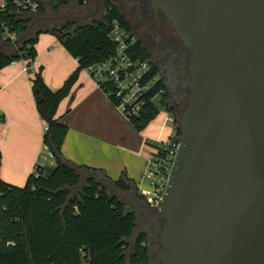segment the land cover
<instances>
[{
    "label": "water",
    "instance_id": "water-1",
    "mask_svg": "<svg viewBox=\"0 0 264 264\" xmlns=\"http://www.w3.org/2000/svg\"><path fill=\"white\" fill-rule=\"evenodd\" d=\"M151 2L191 60L179 145L157 210L161 250L152 261L148 236V264H264V0Z\"/></svg>",
    "mask_w": 264,
    "mask_h": 264
},
{
    "label": "trees",
    "instance_id": "trees-1",
    "mask_svg": "<svg viewBox=\"0 0 264 264\" xmlns=\"http://www.w3.org/2000/svg\"><path fill=\"white\" fill-rule=\"evenodd\" d=\"M60 1L63 0H49L51 4ZM114 20L130 30L119 10L109 5L98 24L61 36L58 35L60 31L50 32L77 59L78 68L57 91L45 85L41 68L31 79L35 108L47 128L43 144L52 153L55 166L37 167L44 173L30 174L21 188L0 180V264H148L144 237H139L132 252L126 255L127 240L135 229L134 216L126 213L125 205L94 179H87L80 192L72 194L79 187V167L64 160L61 154L67 128L57 117V107L70 94L80 71L114 53L115 48L107 38ZM16 27L21 34L27 31L24 23H18ZM36 43L37 36L29 38L15 56L0 60V69L18 60H34ZM133 49L147 59L138 42ZM151 72L158 76L155 67L152 66ZM156 95L164 105L167 93L160 78L146 94L140 114L129 120L138 133L159 114L152 102ZM166 111L172 114L170 109ZM0 121H5L2 113ZM175 134L180 136L177 130ZM122 178L115 183L121 190L125 189ZM7 243L13 246L6 247Z\"/></svg>",
    "mask_w": 264,
    "mask_h": 264
},
{
    "label": "crops",
    "instance_id": "crops-1",
    "mask_svg": "<svg viewBox=\"0 0 264 264\" xmlns=\"http://www.w3.org/2000/svg\"><path fill=\"white\" fill-rule=\"evenodd\" d=\"M29 24L24 23L26 29L32 27ZM39 31L49 37L38 38L39 34L29 37L38 38L34 60H21L0 69V113L5 118L0 121V180L19 188L33 173L43 146L44 123L35 108L33 74L41 68L45 85L57 91L78 68L77 59L50 34L55 30ZM12 50L10 45H0V60L13 57L15 50L11 55ZM25 65L33 72H24ZM169 114L159 119L157 115L138 133L86 70L80 71L70 94L57 107V117L67 128L62 157L79 167L81 187L72 194H78L89 178L99 183H116L121 176L125 189L133 187L138 193L137 186L152 147L174 133V127L166 121L172 117ZM112 196L119 201V195Z\"/></svg>",
    "mask_w": 264,
    "mask_h": 264
},
{
    "label": "built area",
    "instance_id": "built-area-1",
    "mask_svg": "<svg viewBox=\"0 0 264 264\" xmlns=\"http://www.w3.org/2000/svg\"><path fill=\"white\" fill-rule=\"evenodd\" d=\"M47 0H0V45H10L18 53L19 40L25 36L16 27L18 23L33 21L44 13ZM107 38L115 48L112 55L104 61L86 68V72L98 88L109 98L113 105L129 121L137 117L146 103V94L155 86L158 76L154 75L152 65L133 49L136 40L130 30H126L117 21H112ZM23 60V59H22ZM12 62L11 64H15ZM24 72H33L26 66ZM159 95H156L157 97ZM155 97L152 99L154 102ZM174 127V133L165 140L157 141L146 160L145 171L137 186L144 195L139 197L145 203L158 210L168 183L169 173L176 156L179 137L175 134L176 121L173 117L166 119ZM47 130L44 126V132ZM54 157L49 148L43 144L37 167L43 168L53 162ZM145 184V186H143ZM139 193V192H138ZM13 246L7 243L6 247Z\"/></svg>",
    "mask_w": 264,
    "mask_h": 264
},
{
    "label": "flooded vegetation",
    "instance_id": "flooded-vegetation-1",
    "mask_svg": "<svg viewBox=\"0 0 264 264\" xmlns=\"http://www.w3.org/2000/svg\"><path fill=\"white\" fill-rule=\"evenodd\" d=\"M109 5L119 10L129 25L132 36L145 51L147 60L156 68L158 78L165 86L172 114L183 112L189 96L187 81L191 54L182 44L170 21L153 7L151 0H82L81 4H78V0H63L50 3L46 12L34 19L29 35H34L39 30L59 32L69 27L79 29L91 25L104 17ZM122 190L127 194L124 197L119 195V200L126 205V212L131 213L136 222L135 233L131 237L135 238V242L139 237H144L147 247L149 236L152 247L150 256L155 259L161 250L156 240L162 224L161 217L156 209L149 207L135 193V188Z\"/></svg>",
    "mask_w": 264,
    "mask_h": 264
},
{
    "label": "rangeland",
    "instance_id": "rangeland-1",
    "mask_svg": "<svg viewBox=\"0 0 264 264\" xmlns=\"http://www.w3.org/2000/svg\"><path fill=\"white\" fill-rule=\"evenodd\" d=\"M46 6H45V8L47 9V8H49L50 7V2H49V0H47V2H46V4H45ZM102 20V19H101ZM97 21H100V19H97ZM95 22V24H98V22ZM24 23H30V20H27V21H25ZM73 28V27H72ZM71 27H69V28H67L66 30H62V31H60L59 33H58V35L59 36H61L63 33H65V32H68V31H72L73 29H72ZM79 28H81V27H79ZM47 35H50L49 33H47ZM33 35H29V37H32ZM42 37V38H47V37H49V36H44L42 33L41 34H39L38 35V38L39 37ZM51 36V35H50ZM22 37V36H21ZM38 38H37V41H38ZM41 38V39H42ZM40 39V40H41ZM22 44V41H19V46ZM14 52V50H12V52L10 53L11 55H12V53ZM9 54V55H10ZM38 55H39V53H38ZM19 62H21V60H18ZM31 73V72H30ZM168 100V98H167V95L164 97V105H165V107H164V105H162V102H161V99H160V96H157V97H155V99H154V104L156 105V107H157V109L159 110V114H158V118L157 119H159L160 117H162L163 115H165V114H167V111H166V109H169V107H170V105H169V100ZM166 108V109H165ZM182 113V112H181ZM181 113L180 112H177L176 114H172V117H173V119L176 121V124H177V122L179 123V120H180V117H181ZM169 115H171V114H169ZM176 130V129H175ZM55 166V164H54V162H51L50 164H49V166L48 167H54ZM37 173H44V170H37ZM110 193V195H113L114 193H115V191L114 190H112V191H110L109 192ZM139 194L142 196V195H144L141 191H139ZM123 203V202H122ZM126 206V205H125ZM134 241H135V238H130V239H128L127 240V243L129 244V247H128V249H127V251H126V255L127 256H129V254L132 252V250H133V247H134ZM151 260L152 261H154V259L151 257Z\"/></svg>",
    "mask_w": 264,
    "mask_h": 264
}]
</instances>
